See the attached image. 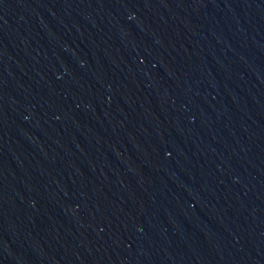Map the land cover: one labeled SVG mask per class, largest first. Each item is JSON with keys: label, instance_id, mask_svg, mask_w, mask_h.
I'll use <instances>...</instances> for the list:
<instances>
[{"label": "water", "instance_id": "water-1", "mask_svg": "<svg viewBox=\"0 0 264 264\" xmlns=\"http://www.w3.org/2000/svg\"><path fill=\"white\" fill-rule=\"evenodd\" d=\"M0 264H264V0H121L0 131Z\"/></svg>", "mask_w": 264, "mask_h": 264}]
</instances>
